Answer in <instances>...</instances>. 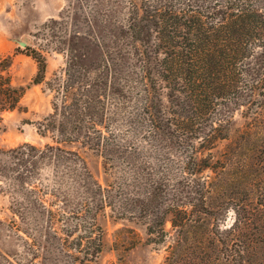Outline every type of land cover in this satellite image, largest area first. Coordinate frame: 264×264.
Masks as SVG:
<instances>
[{
  "label": "rangeland",
  "instance_id": "374dc122",
  "mask_svg": "<svg viewBox=\"0 0 264 264\" xmlns=\"http://www.w3.org/2000/svg\"><path fill=\"white\" fill-rule=\"evenodd\" d=\"M155 2L67 0L55 16L19 25L14 21L22 2L0 0V54H12V83L24 86L17 107L0 109V264H71L77 253L73 245L80 231H70L76 218L68 211L77 202L75 194L68 196V207L62 210V201L42 193L39 179L35 180L39 192L21 187L15 176L22 167L15 164L9 150L24 142L40 147L54 144L49 132H39L38 124L53 111V102H59L65 69L75 74L79 71L85 80L101 84L106 56L111 71L117 72L128 88L126 97L119 103L105 100L99 105L105 110L102 123L96 124L98 130L85 122L89 129L85 126L81 133H88L89 140L101 131L113 143L100 149L89 141L59 142L61 147L76 151L92 176L113 195V204L97 213L102 248L91 264H166L172 245L178 250L177 264H207V257L217 256L212 239L204 235L208 229L218 247L223 249L222 240L238 246L235 230L229 231L236 209L243 221L249 222L243 230L245 237L253 236L258 245L245 252L244 262L264 264V234L260 233L264 226L257 219L264 215L262 97L246 96L240 106L231 101L217 103L208 115L195 116L190 127L184 116L190 108L187 96H174L173 81L158 75L159 55L149 15ZM168 2L178 6L182 2L209 4L211 0ZM256 5L264 11V0H256ZM131 24L141 32L148 28L147 38L136 45L128 27ZM26 45L45 56L46 69L39 82L32 81L37 63L25 52ZM81 77L74 81L77 88ZM145 82L153 92L149 106L144 99ZM49 172V168H35L31 179ZM153 186L156 194L148 200L144 194ZM40 192L48 206L51 202V208L64 212L56 214L59 219L54 229L47 227L45 211L33 200ZM178 200H185L196 221L179 231L166 215L167 234L163 240H154L146 231L147 224L153 221V226H158L155 212ZM19 216L34 224L27 232L11 228V220L20 223ZM60 235L66 236L70 247L61 246ZM178 236L181 241L176 243Z\"/></svg>",
  "mask_w": 264,
  "mask_h": 264
},
{
  "label": "trees",
  "instance_id": "16d2710c",
  "mask_svg": "<svg viewBox=\"0 0 264 264\" xmlns=\"http://www.w3.org/2000/svg\"><path fill=\"white\" fill-rule=\"evenodd\" d=\"M151 6L150 28L155 35V51L159 55L158 75L160 79L173 81L171 88L174 96L180 94L187 96L190 108L184 116L190 127L196 122L193 121L194 118L198 115H208L210 109L217 103L231 101L240 106L246 96L251 98L261 96L260 107L264 105V11L257 7L256 0H211L209 4L182 2L178 6L168 0L163 2L156 0ZM128 27L132 30L135 45L138 41L147 38L148 28L141 32L137 30L135 24ZM25 48V52L37 63L32 81L39 82L43 79L46 69L45 56L29 45ZM11 56L10 53L0 54V109L2 110L17 107L24 92V86L12 83L9 72ZM105 61L106 70L101 84L95 83L91 78L85 80L79 71L75 74L65 69L67 77L62 84L63 93L59 97V102H53V111L38 124L39 132L42 134L49 132L54 144L40 147L24 142L9 150V156L15 164L22 167L15 176L19 180L18 185L29 186L30 190L37 192L41 188L42 193L48 192L56 196L62 201L59 204L62 210L67 206L68 196L75 194L77 202L73 209L68 208L76 218L70 231L80 232L75 237L73 249L77 253L73 255L71 264H91L101 250L102 229L97 223V213L106 205L113 204V195L108 187L102 186L92 176L86 163L76 151L61 147L59 142L80 140L88 143L89 141L100 149L113 143L100 129L98 136H90L89 140L88 133H81L87 126L85 122L98 130L96 124L102 123L105 110L99 105H103L105 100L119 103L126 97L125 91L128 88L121 82L122 77L117 72L111 71V60L109 62L107 56ZM79 63L80 66L85 67L83 62ZM79 77L82 84L77 88L74 81ZM73 87L77 88L76 92L72 90ZM143 90L145 104L149 106L153 92L147 82ZM87 127L89 129V125ZM217 128L216 126L215 129ZM41 167L49 168L50 172L46 173L45 177L37 176L31 179L35 168ZM37 179L40 188L35 184ZM34 186L36 187L33 188ZM12 187L14 190L18 189L14 183ZM155 188L156 186H153L144 197L152 200L156 194ZM42 193H37L33 200L45 211L47 227L54 229V224L59 219L56 214L64 215V212L51 208L53 204L51 202L48 206ZM185 203V200L171 202L159 213L155 212L159 221L158 226H153V221L146 226L147 233L152 235L151 238L164 239L167 234L164 227L166 215H169L171 225L179 231L189 222L196 221ZM257 219L264 226V215ZM19 221L20 223L15 219L11 220V228L23 229L27 232L31 225H34L26 221L23 216H19ZM248 225V220L243 221L239 210L236 209V216L229 231L235 230L233 233L239 240L238 246L232 247L222 240L223 249L218 247L217 239H213V235L210 234L211 229H208L204 235L212 239L214 243L212 249L217 256L207 257V264H246L245 252L258 248L252 239L253 236L245 237L247 234L243 230ZM262 231L260 233L264 234V229ZM68 234L70 233L66 232V235ZM59 241L63 248L70 247L66 236L60 235ZM180 241L181 237L178 236L176 243ZM175 245L177 249L178 246ZM177 251L172 245L171 252L165 260L166 264H177Z\"/></svg>",
  "mask_w": 264,
  "mask_h": 264
},
{
  "label": "crops",
  "instance_id": "0c3cea01",
  "mask_svg": "<svg viewBox=\"0 0 264 264\" xmlns=\"http://www.w3.org/2000/svg\"><path fill=\"white\" fill-rule=\"evenodd\" d=\"M22 2L18 9L15 24L33 25L48 17L55 16L63 8L67 0H1ZM19 6V4H16Z\"/></svg>",
  "mask_w": 264,
  "mask_h": 264
}]
</instances>
